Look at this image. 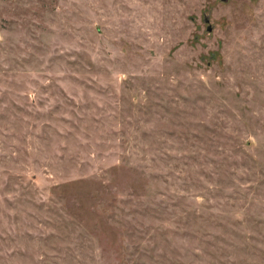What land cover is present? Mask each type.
Returning <instances> with one entry per match:
<instances>
[{"label": "rangeland", "instance_id": "374dc122", "mask_svg": "<svg viewBox=\"0 0 264 264\" xmlns=\"http://www.w3.org/2000/svg\"><path fill=\"white\" fill-rule=\"evenodd\" d=\"M0 264H264V0H0Z\"/></svg>", "mask_w": 264, "mask_h": 264}]
</instances>
